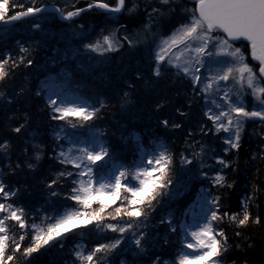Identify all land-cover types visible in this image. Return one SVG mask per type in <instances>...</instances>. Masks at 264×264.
<instances>
[{
    "label": "snow or ice",
    "instance_id": "1",
    "mask_svg": "<svg viewBox=\"0 0 264 264\" xmlns=\"http://www.w3.org/2000/svg\"><path fill=\"white\" fill-rule=\"evenodd\" d=\"M190 2L192 7L182 9L176 0L146 3L142 19L135 15L141 4L129 6V0H87L83 6L73 0L55 6L54 14L38 0H0V44L16 22L31 20L33 33L28 44L15 41L18 54L0 51V86L18 69L34 68L33 53L48 40L57 41L52 52L60 54L31 90L47 114L44 130L37 127L22 140L15 162L12 140L0 139V163L8 169L0 168V264H36L54 244L63 249L68 233L90 224L98 233L113 235L90 247L74 246L72 264H225L233 248L221 225L264 224L256 203L264 181L255 182L264 175V133L255 134L256 149L243 164L239 155L246 126L264 127V0ZM93 11L100 15L95 23H75ZM125 12L132 18L121 22L117 17ZM122 52L143 54L146 69L131 76L121 72L106 92L83 95L81 74ZM138 94L151 101L154 123L144 132L122 134L118 147L96 122L114 106L112 100L122 114L139 119L131 111ZM27 96L23 88L0 90V107ZM169 105L172 115H158ZM8 120L15 121L9 130L17 137L33 125L28 111ZM178 130H183V147L173 151L175 142L164 137ZM212 137L220 141L219 151L208 142ZM124 149L132 155L130 167L121 160ZM25 169L36 174L40 194L48 200L60 199L63 182L70 181L63 199L72 206L51 216L44 213L41 224L35 223V215L21 203L28 188L10 182ZM239 177H248L243 195L236 210H228L225 200L229 190L240 186ZM185 197L179 216L169 211L152 224L158 208ZM161 226L168 235L160 234ZM169 235H176L180 245L171 259L164 252L172 243ZM234 237L245 243L250 239L242 231H234Z\"/></svg>",
    "mask_w": 264,
    "mask_h": 264
},
{
    "label": "trees",
    "instance_id": "2",
    "mask_svg": "<svg viewBox=\"0 0 264 264\" xmlns=\"http://www.w3.org/2000/svg\"><path fill=\"white\" fill-rule=\"evenodd\" d=\"M20 2L27 3V0H20ZM86 2L87 0H80L79 6H83ZM109 2H113V0H109ZM133 2L138 3L139 1L129 0V6H131V3ZM146 2H139V4H141V9L135 14L142 19L143 6L146 4ZM38 3H54L59 7H64L65 4L70 5L73 3V0H38ZM176 3L181 9L185 7L188 8V6L191 5V2L187 0H182ZM131 18L132 17H130L127 12L117 17V19H119L121 22ZM98 19H100L99 12L93 11L85 14L81 19L76 20L75 23H95ZM31 23V20L17 22L14 25L15 30L8 34L9 38L5 40L3 44H0V51H2L4 48H7L12 50L14 55L18 54V46L16 45L15 41L19 40L24 44H28L30 42L31 38L33 37L30 27ZM162 23L167 24L170 23V21L165 20ZM74 26L75 25H71V27ZM110 26L115 25L113 24ZM139 26L140 25L138 24L132 25L133 28H137ZM62 27L66 29L69 27V25H62ZM56 44L57 41L55 39L48 40L46 47L41 46L38 51L33 53L37 62L34 68L18 69L14 74H10L9 79L4 85L0 86V90L19 91L21 88H23L26 90V92H28V96L23 101H18L16 104L10 105L7 108L0 107V139L7 137L12 140L13 149L11 152V157L13 162L16 161L17 155L22 147V140L28 139V135L33 129H36L37 127L43 131L44 126L47 124L46 111H40V109L43 108V102L40 99L32 96L31 90L35 89L39 79H43L45 71L51 69L50 60L60 59L59 53L54 55L52 52V48L56 46ZM33 47H35V45H33ZM60 47L63 48L64 45L61 43ZM85 63L87 64L89 62L85 61ZM146 67V57L141 53L122 52L113 54L112 59L108 63L96 65L91 73L83 72L81 74L82 80L85 84L82 94L88 96L92 92H106L111 87L112 83L116 81V77L121 72L127 76H131L136 70H145ZM93 77H96V79H93ZM168 95H172V93L169 92ZM136 99L137 103L131 111L133 114L138 115L140 117L139 119H134L133 115L122 114L119 111V106L116 104L115 100H112L111 103L114 106L110 107L106 111L103 120L96 122L98 127L107 128L108 132L110 133L111 142L118 147L120 146V141L117 138L122 134L127 135V133L130 131L144 132L146 128H149L154 123V116L149 119L151 114L149 113L148 108L150 107L151 101L139 94L137 95ZM244 100L249 104L252 103V98L250 96L246 95ZM177 102L182 103L183 101H176L175 99L173 100V103ZM25 111H28V114L31 116L33 125L23 137H17L9 130V124L11 123L12 126H15V121H9L8 117H19ZM172 114L173 108L172 105H169V107L163 113L158 115ZM125 124L128 125L127 128H122L121 126ZM256 133H264V127L259 124L251 123L246 126V131L244 133L245 142L242 146L241 152L239 153L242 164L244 161L248 160L249 154L256 149ZM164 138L166 140L170 139L175 142L173 151H178L183 147V130L167 133ZM145 139H147V137H145ZM208 142L212 145V147H215L217 151H219L220 141L216 137H212ZM121 160L124 164L128 165L129 167L131 166L132 155L127 149L123 150L121 154ZM209 163H211V161H209ZM44 165L45 167H49V161L45 160ZM0 168H3L5 173L8 172V169L5 167L4 163H0ZM57 170L59 169L52 168V171ZM254 175L255 170L253 169L252 172L248 174V176L250 177ZM237 179L240 186L234 190H229L228 198L225 200V203L229 206L228 210H236V200L238 197L243 195V181L247 180L248 177H239ZM36 180V174L25 169L23 171H18L10 181L13 185L19 184L22 188H28V192L24 193L21 203L25 205V210L27 213L30 215H35V223L41 224L44 213H47L49 216H51L53 213H62L72 206L73 202L63 199V196L69 192L70 181L63 182L60 199L48 200L46 197L40 194L39 189L41 186L36 183ZM261 181H264V175H261L260 179L255 182L260 183ZM176 191L178 192L179 189ZM186 200L187 197L184 199L177 198L167 204L165 207L158 208L157 212L153 214L154 218L152 220V224L156 225L160 216L167 214L169 211H173L176 216H179L180 209ZM256 203L259 205L260 211L264 212V194L260 195ZM37 209H42L43 211L38 212ZM221 226L224 227L227 235L230 237L229 244L232 245L233 248V251L225 258V264H233V262H235V264H264V224H250L245 229H236L234 225H230L228 223H225ZM159 231L162 236L168 235L167 229L162 226L159 228ZM234 231H242L245 237L250 238L248 243H245L243 240L236 239L234 237ZM105 235H107L108 238H111L113 234L98 233L94 225L91 224L86 228H78L73 232L68 233L61 241V243L64 244L63 249L60 248L59 244H54L48 251L43 252L37 258L36 264H64L66 259L68 260L71 258L73 244L78 239H83L85 243L84 245L90 247L95 242L104 239ZM169 239L172 243L169 247L164 249L165 258L167 259L174 257L180 248L178 237L176 235H169ZM236 244H240L241 249H236ZM248 244H251V247H249ZM116 260H118V258H116Z\"/></svg>",
    "mask_w": 264,
    "mask_h": 264
},
{
    "label": "rangeland",
    "instance_id": "3",
    "mask_svg": "<svg viewBox=\"0 0 264 264\" xmlns=\"http://www.w3.org/2000/svg\"><path fill=\"white\" fill-rule=\"evenodd\" d=\"M136 1H139V2H141V3H143V2H146V3H151V4H153V5H155L156 4V0H136ZM176 1H182V0H176ZM138 2V3H139ZM190 7H192V6H190ZM189 7V8H190ZM13 30H15L14 28H13ZM13 30H11V28H10V31H13ZM110 200V199H109ZM188 251H191V250H188Z\"/></svg>",
    "mask_w": 264,
    "mask_h": 264
},
{
    "label": "water",
    "instance_id": "4",
    "mask_svg": "<svg viewBox=\"0 0 264 264\" xmlns=\"http://www.w3.org/2000/svg\"><path fill=\"white\" fill-rule=\"evenodd\" d=\"M54 7L53 5H49V8H50V12H53L54 13Z\"/></svg>",
    "mask_w": 264,
    "mask_h": 264
}]
</instances>
